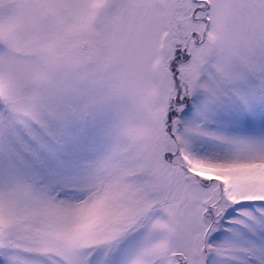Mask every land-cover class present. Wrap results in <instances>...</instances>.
<instances>
[{
	"label": "snow or ice",
	"instance_id": "snow-or-ice-1",
	"mask_svg": "<svg viewBox=\"0 0 264 264\" xmlns=\"http://www.w3.org/2000/svg\"><path fill=\"white\" fill-rule=\"evenodd\" d=\"M0 264H264V0H0Z\"/></svg>",
	"mask_w": 264,
	"mask_h": 264
}]
</instances>
